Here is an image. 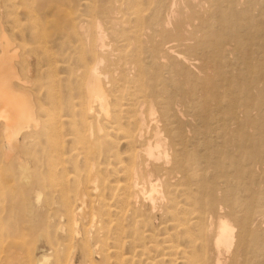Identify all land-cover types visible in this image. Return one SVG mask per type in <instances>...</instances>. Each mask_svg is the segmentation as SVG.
Instances as JSON below:
<instances>
[{"label":"bare ground","instance_id":"bare-ground-1","mask_svg":"<svg viewBox=\"0 0 264 264\" xmlns=\"http://www.w3.org/2000/svg\"><path fill=\"white\" fill-rule=\"evenodd\" d=\"M24 12L22 9L23 15ZM128 15L131 22L123 18L113 22L118 30L115 33L119 44L117 51L126 47L132 49L128 64L135 67L136 75L131 83L137 93L149 88V99L142 96L134 106L129 100L123 108L129 111L123 117L116 111L118 105L110 110V99H119L116 87L127 83L120 69L125 59H105L103 42L106 39L102 42L101 30L95 32L98 36H94L93 45L89 47V63L81 72L85 118L80 120L81 129L75 133L82 145L90 144L85 149L87 152L79 153L83 154L82 174L76 172L72 176L73 182H77L72 191L75 208L67 203L66 192H59L62 197L59 207L64 215L69 214L68 226L72 223L68 238L82 240L78 217L85 221L88 203L97 205L101 195L99 167L89 155H95L98 149L96 142L99 141L94 134L101 137L98 134L101 130L96 128L97 120L102 118L112 131L122 132L125 143L131 146L126 165L121 168L123 182L117 186L121 192L118 202L128 208L142 203L138 201L143 198L153 210L152 193H158L165 203V211L172 215L175 230L180 231V237L188 243L182 248L163 238L162 247L169 252L167 256H179L181 264H264V197H256L259 211V206L250 213L241 211L240 206L237 212L234 207V197L245 190L237 177L240 172L264 184V0H131ZM96 24V30L101 29ZM92 26L88 24V32ZM13 47L8 35L1 30L0 203L5 195L3 190L7 189L10 202L4 207L9 217L14 210L17 215L28 212L25 197L32 185L31 146L38 144L35 139L41 123L44 126L54 117L47 114L48 120L44 121L36 114V107L24 92L23 81L17 78L16 47ZM100 64L106 66L100 68ZM164 67L166 75L161 73ZM104 79L109 80L113 93L104 86ZM52 147L55 154V147ZM113 154L111 152V156ZM48 165L51 169L60 166L54 160ZM253 169L261 171L254 173ZM14 171L19 184L10 188L8 181L13 178ZM141 180L149 182L150 193L146 197H142L146 191L139 187ZM133 211L130 207V212ZM38 221V214L30 217L33 225ZM83 225H80L82 229ZM113 226L117 230L121 228L119 233L116 230L118 234L115 232V236L120 237L121 223L117 220ZM1 232L0 221V251L3 254ZM153 239L137 234L132 241L148 240L137 251L153 252L157 259L154 257L149 262H161L165 254L162 255L161 247L159 249ZM80 244V255L84 257L96 251L95 248L90 252L84 241ZM118 244L114 247L118 248ZM114 255L116 264H133L132 255ZM47 261L45 256L35 263L28 258L27 264H47ZM143 263L147 264L148 260Z\"/></svg>","mask_w":264,"mask_h":264},{"label":"rangeland","instance_id":"rangeland-1","mask_svg":"<svg viewBox=\"0 0 264 264\" xmlns=\"http://www.w3.org/2000/svg\"><path fill=\"white\" fill-rule=\"evenodd\" d=\"M20 1L21 0H19V2ZM19 2L18 0H0V33L2 30L7 34L13 43V48L16 47L14 49L16 53L14 64L17 70V78L23 81L24 92L26 91L25 94L29 97L32 106L36 107L37 113L34 112L44 121L45 118L48 120L47 114L53 115L54 117L49 123L44 124V126H42L41 123L39 132L37 133L38 137L35 139V141H37L36 144H38L37 146H31L30 151L32 156H30V159L33 161L31 163V172L33 175L32 185L29 190V195L25 197V202L29 207L28 212L17 215L14 213V210L10 214V217L7 216L8 209L4 206H9L10 196L8 195L9 191L7 189L3 190L5 195L0 203V221L4 252L2 254L0 251V255L2 254L3 258L1 264H27L28 258L31 263H35L43 256L48 259L47 264H116V255H114L116 253L132 255L133 264H144L143 262H145V260H148L147 264H181L178 261L179 256L176 255L174 258H172L173 256H167L169 252L163 250L165 247H162V240L164 238V240L171 241L174 245L182 248L187 247L188 243L180 237L181 232L175 230V225L171 222L172 215H169V213L165 211V203L162 202V197L158 193H152L155 203L153 210L149 208L148 203L146 204V202L143 201V198L140 199L141 201H138L142 202L138 203L139 206L137 203V206H130L131 211L134 210L133 212H130V207L123 208L118 202L117 197L121 192L117 186L123 182L121 168L123 167L122 165H126V155L131 151V146L127 142L125 143L122 132L116 133L112 131L107 124H104L102 118L98 119L99 121L97 120L99 126L97 124L96 128L101 130L98 133L101 137L94 134L95 138L99 141L96 142L98 149L95 155H92V153L89 155V158L96 162L99 167L97 175L100 179L99 191L101 195L98 194L99 201H97V205L88 203L87 218L85 220L87 222L85 223V221L79 217L77 221L80 228L79 231L81 232H79V236L82 239L81 241L85 242V246L90 252L95 248L98 252L93 251L95 254L91 252V256L88 258L84 257L83 254L80 255L79 247L82 246V244H80L81 241H76V239H78L77 237L68 238L72 223L69 222L68 226L67 220L69 219V214L64 215L62 209L59 207V203L62 199L59 192L64 191L66 192L67 203H71L73 208H75L72 191L76 187L77 182H73L74 179H72V176L76 172L82 174L81 157L85 153L86 147L90 144L82 145L75 132L80 131V120L85 118L82 112L85 103V95L83 86H81L83 82V75L81 76V72L83 71V67L89 63L88 50L89 47L91 48L93 45V39L98 36L95 32L101 30L102 42L106 39L103 42L105 59L112 61L121 59L120 57L125 59L120 69L127 83L122 87H116L119 99H110V110L115 105H118L116 111L120 114V117H123L125 112L129 111L128 109H123L126 108L129 100H131L134 106L135 101L142 96H145L147 100L149 99V88L144 89L142 93H137V88L131 83L132 78L136 75L135 67L129 65L132 49L126 47L124 50H120L121 52L117 51L119 44H117L118 39L115 37V33H117L118 30L114 23L119 18L125 20L129 19L128 14L130 13L131 0H22L21 3ZM21 5L25 6L22 7ZM114 6H116V9ZM21 7L23 12L25 10L24 8L27 7L24 12V15L26 13L25 16L22 13ZM115 10L117 11L115 12ZM60 11L64 13L59 14ZM108 11L110 13H108ZM112 14L114 16H111ZM129 21L131 22V19H129ZM36 22H38L39 28L37 24H35ZM89 23L93 24L91 32H88L90 29L87 28ZM95 24L101 29L96 30ZM130 25V27L133 26L132 23ZM106 29L108 30L106 31ZM36 30H40L38 31L39 34L38 32L36 34ZM80 32L82 33L80 34ZM111 32H113L114 35H111ZM110 39H112L111 41H113V43ZM111 50L115 51V53ZM116 52L119 55L116 54ZM108 53L110 54L109 56ZM113 54L115 55L113 56ZM103 62L106 64V61ZM105 66L102 65L101 67L100 64V68H104ZM188 69L191 70L190 67ZM77 73H79V76L76 75ZM161 73L166 75L167 68L164 67ZM104 80L103 82L106 83L104 84L106 89L113 93V88L108 82L109 80ZM74 133L75 135H73ZM100 140L102 142H100ZM52 146L55 147V154L52 152ZM33 147L35 148L34 150ZM81 147L83 148L82 150ZM102 147L104 149H101ZM75 151L77 152L76 154H74ZM80 152L83 154H79ZM111 152L115 155L113 154L111 156ZM49 157H51V159ZM51 160H54L55 163L60 166L51 169L48 165ZM119 161H121L120 165ZM260 171L261 169H253L254 173ZM247 175V173L241 174V172L239 176L236 175L240 177L238 180L246 190V192L244 190L243 194L234 197V207L237 212L240 211V209H238L239 206L241 207V211H248V213L256 211L257 206H259L257 211L261 210L260 204H258L259 202L256 200L264 197V184L258 181L257 178L253 181L252 178H250L251 175H248L249 177ZM79 178H81V176ZM79 178H77V180ZM17 180L16 171H14L13 178L11 177L8 181L9 187L11 188L13 185L16 187L19 184ZM246 180L248 181L246 182ZM139 182L140 190L146 191L145 195H142V197H146V195L150 193L149 182H144L142 180ZM245 193L247 194L245 195ZM242 195L244 198L246 196L248 198L244 199ZM238 197H241V200ZM256 197L258 198L256 199ZM89 199L91 200V197ZM253 199H255L256 202L253 201L252 203ZM3 200L5 202H3ZM6 200L8 201L6 202ZM247 202L248 204H245ZM156 203L158 204L157 206ZM142 205L143 207H141ZM21 209L22 208H20V210ZM147 210H149V212ZM121 211L123 212L121 213ZM34 214H38L39 221L36 225L30 222V217ZM95 219L97 220L93 221ZM117 220L121 223L123 230V232H120V237H116L115 235L119 233L118 231L121 228L117 230L115 226H113L114 222ZM107 222H111V225ZM212 222H215V220ZM81 224H84L83 229L82 226H80ZM91 225L94 227L90 228L92 227ZM61 228L64 230L62 231ZM84 228L87 231H85ZM137 234L144 235L148 238L150 236L152 239L154 238L153 240L158 243L159 249L160 247L162 249V255H166L162 256L161 262H155V260L154 262H149L154 257L157 259V254H153V252L147 253L145 251H137V248H140L142 244L148 241H132L137 238ZM76 243H79L78 246ZM96 244L99 246L100 250L97 248ZM117 244L119 247H114ZM76 246L79 249L76 248ZM164 246L166 245L164 244Z\"/></svg>","mask_w":264,"mask_h":264}]
</instances>
